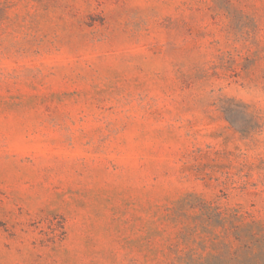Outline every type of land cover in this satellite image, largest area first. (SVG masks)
Here are the masks:
<instances>
[{"label": "rangeland", "instance_id": "374dc122", "mask_svg": "<svg viewBox=\"0 0 264 264\" xmlns=\"http://www.w3.org/2000/svg\"><path fill=\"white\" fill-rule=\"evenodd\" d=\"M236 226L264 247V0H0V264L242 260Z\"/></svg>", "mask_w": 264, "mask_h": 264}, {"label": "trees", "instance_id": "16d2710c", "mask_svg": "<svg viewBox=\"0 0 264 264\" xmlns=\"http://www.w3.org/2000/svg\"><path fill=\"white\" fill-rule=\"evenodd\" d=\"M213 220L215 221V226H223L227 221L225 219V217L221 214L218 216H216L215 218H213ZM237 228L235 229L234 235L235 238L238 242L244 244L245 248H246V253L245 256L242 258V260H240L239 258H236L235 255H231V249L234 250L233 246H229L226 245L224 243H220L223 244L224 247L229 251V256L230 257L228 260H224L223 256L221 257L220 253L218 255H214L211 254L210 258L207 259L205 262H203L202 264H228L229 261H231V264H264V247L258 245V250L254 251V245H252L253 240L256 239L254 236H250L249 238H244L243 237V232L244 229L241 226H236ZM248 230V229H247ZM263 230V229H262ZM214 249H217V245H214ZM234 252H237L234 251ZM231 255V256H230ZM196 264H201V263H196Z\"/></svg>", "mask_w": 264, "mask_h": 264}]
</instances>
